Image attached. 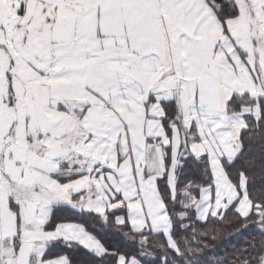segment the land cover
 <instances>
[{
	"label": "snow or ice",
	"instance_id": "snow-or-ice-1",
	"mask_svg": "<svg viewBox=\"0 0 264 264\" xmlns=\"http://www.w3.org/2000/svg\"><path fill=\"white\" fill-rule=\"evenodd\" d=\"M73 254L264 264V0H0V264Z\"/></svg>",
	"mask_w": 264,
	"mask_h": 264
},
{
	"label": "trees",
	"instance_id": "trees-1",
	"mask_svg": "<svg viewBox=\"0 0 264 264\" xmlns=\"http://www.w3.org/2000/svg\"><path fill=\"white\" fill-rule=\"evenodd\" d=\"M93 227L97 228L96 234L102 239L108 242L110 247H119L123 246L127 239H132L133 234L132 232L125 228L122 231L127 234V237L124 235H118L121 229L118 228L117 225L109 224L106 227H101L98 225H94ZM205 227L208 228L209 232L212 233V229L215 228V240H207L206 243L209 246H215L217 248V252L215 255H219L221 253L230 252L233 245L242 242V239L246 237L240 236H233L232 233L239 227L238 225L231 224L228 221L223 223L220 222H213L207 226L201 224L198 226V229H204ZM135 239L139 240V236H136ZM74 258L79 261V264H85L87 257L83 254H73ZM213 254L210 253V258Z\"/></svg>",
	"mask_w": 264,
	"mask_h": 264
}]
</instances>
